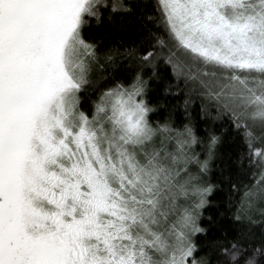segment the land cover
I'll return each instance as SVG.
<instances>
[{"label": "snow or ice", "instance_id": "snow-or-ice-1", "mask_svg": "<svg viewBox=\"0 0 264 264\" xmlns=\"http://www.w3.org/2000/svg\"><path fill=\"white\" fill-rule=\"evenodd\" d=\"M108 10L130 9L0 0V264H264V243L198 242L219 137L200 159L192 127L149 119L144 79L163 60L202 107L230 117L253 169L234 219L264 218V0H154L153 26L116 50L138 62L132 83L114 81L85 111L100 64L86 32ZM105 58L118 67L112 50Z\"/></svg>", "mask_w": 264, "mask_h": 264}, {"label": "trees", "instance_id": "trees-1", "mask_svg": "<svg viewBox=\"0 0 264 264\" xmlns=\"http://www.w3.org/2000/svg\"><path fill=\"white\" fill-rule=\"evenodd\" d=\"M124 3L129 11H105L99 22L93 19L88 25L86 37L97 43L100 64L91 77V84L81 94V105L85 111L91 109L93 101L102 91L111 87L114 81L118 80L125 85L132 83L138 70L137 61H124L116 50L122 53L138 43L146 29L153 26L147 16L153 14L154 0H124ZM110 50L118 65L116 68L105 58ZM144 79L147 81L145 99L154 109L149 114V119L162 124L170 122L173 127H192L197 137L203 141L194 146L200 159L207 157L209 137H219L215 157L210 162L205 177L215 186V190L208 196L209 202L200 219L201 227L210 231L207 235L198 234V242L220 240L227 245L229 241L243 237L246 244L259 247L264 243V218L258 212L252 213V219L256 221L253 224L247 218L242 222L236 221L233 215L244 186L253 183V169L247 160L242 161L246 148L242 135L230 117L218 116L214 110L202 107L203 101L189 93L185 84L173 73L171 66L163 60L160 61L155 75H152L150 69H146Z\"/></svg>", "mask_w": 264, "mask_h": 264}]
</instances>
